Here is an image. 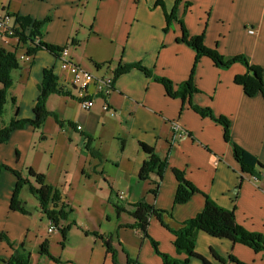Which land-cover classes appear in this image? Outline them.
Segmentation results:
<instances>
[{"label":"crops","instance_id":"0c3cea01","mask_svg":"<svg viewBox=\"0 0 264 264\" xmlns=\"http://www.w3.org/2000/svg\"><path fill=\"white\" fill-rule=\"evenodd\" d=\"M190 1L187 9L184 1L177 6V18L168 25L167 13L176 0H162L164 8L158 0H0V10L6 8L16 16L49 18L41 41L64 46L75 38L78 44L73 48L82 49L70 48V53L81 65L85 66L82 61L87 59L94 67L95 62L110 63L114 70L120 63L141 62L152 71V75H147L133 68L121 74L108 97L110 110H104V101L97 98L95 106L84 111L70 89L65 90H70L71 96L52 93L47 107L64 124L59 125L50 116L43 125L42 139L36 128L27 125L0 143V162L23 176L26 177L27 168L33 167L56 188L69 184L67 168L55 165V151L46 145L53 134L45 130L52 127L49 120L53 118L56 140L62 141L66 149L64 158L75 161V169L79 168L76 174L79 171L84 181L91 180L100 193H107L94 196L84 205L85 217L71 216L72 213L62 220L61 224L68 227L63 243L59 228L55 232L48 230L49 219L36 196H26L22 189L20 200L25 212L11 208L17 177L4 169L0 175V264H8L17 249L31 254L30 264H113L104 241L94 232L112 235L121 262L130 257L140 264H163L151 240L138 228L126 227L134 219L127 212L117 217L111 200L125 204L127 209L146 200L165 211L164 220L178 228L203 209L207 196L218 207L233 210L237 222L247 230L261 232L264 237V95L251 97L236 84L235 76L245 73L247 67L235 62L229 68H221L201 56L193 78L199 91L185 99L170 96L156 79L169 78L178 89L189 79L195 65L196 51L177 41L181 36L180 20L192 35L204 33L208 47L224 56H246L253 65L262 67L264 76V0ZM46 68H52L62 84L60 58L47 50H37L29 62L21 60L13 72L9 98H16L19 118L33 116ZM195 107H209L214 114L229 118L231 140L254 154L263 165L257 167L256 174L242 171L231 142L224 137V127ZM8 115L12 116V108ZM176 125L189 132L192 139L179 136ZM86 136L92 137L91 147L102 153L100 159L87 149ZM139 142L153 147L167 161L161 180L156 172H151L147 180L139 177L138 171L147 160ZM175 169L182 171L200 191L181 204H174L179 184ZM155 187L156 194L152 192ZM119 193L124 198L120 199ZM62 203L72 206L65 192L52 208L60 209ZM94 205L103 206V211H91ZM148 233L159 243L161 252L177 255L172 231L155 216L150 219ZM45 240L55 259L40 253ZM195 250L214 264H234L228 260L230 254L249 264H264V251L202 231L197 235ZM212 250L226 262L216 260ZM190 264L204 263L192 258Z\"/></svg>","mask_w":264,"mask_h":264},{"label":"trees","instance_id":"16d2710c","mask_svg":"<svg viewBox=\"0 0 264 264\" xmlns=\"http://www.w3.org/2000/svg\"><path fill=\"white\" fill-rule=\"evenodd\" d=\"M185 2V9L191 5L190 0H176L175 6H173L170 13H167V23L177 18L176 10L177 6L181 2ZM158 3L162 4V0H158ZM164 8V7H163ZM17 19L21 25V32H19L21 41L26 46V53L29 55H35L37 50H47L55 56H59L62 48L64 46H55L54 44H49L41 41L42 32L45 24L48 22L49 18L44 20L32 19L26 16L17 15ZM181 26V36L177 38V41L186 43L191 46L196 51V62L187 81L183 82L175 89V85L172 80L166 77L156 76V79L164 85L167 93L172 97H180L185 99L186 97H191L194 93L199 90L193 83L194 69L201 56H206L214 61L221 68H229L235 62L243 63L247 68L246 72L235 76L236 84L243 87L245 93L251 97L258 93L264 95V76L262 67L253 65L250 60L244 55H233L224 56L216 48L208 47L204 42L205 34L201 33L199 35H192L182 20L179 21ZM28 28L29 32L26 35L24 29ZM67 44L73 46L78 44V41L73 38ZM21 60L17 57L16 51H10L3 46H0V143H5L11 137V134L20 128H24L27 125H31L34 128L40 129L46 123L47 119L52 116L59 125L64 124V121L60 119L59 115L53 110H49L47 107V100L50 94H64L71 96L69 90H65L59 85L57 81V75H55L52 68H46L43 71V78L40 85V93L38 95L36 104L33 108V116L31 118H19V105L15 97H11L10 100L14 105V115L10 122L3 123V114L5 111L6 103L9 98L8 90L13 84V72L20 67ZM110 63L100 64L95 62L96 68H101L102 66H108ZM137 68L144 71L147 75H152V71L146 68L141 62L119 64L114 69L115 80L117 78L133 69ZM114 80V81H115ZM195 109L205 117H210L214 121L222 125L224 131V137L227 141L231 142L235 160L240 164L242 171L249 172L250 175L257 173V167L263 166L258 158L250 153L247 149L236 144L231 140L230 128L231 121L225 116H220L214 114L209 107H195ZM71 126L74 123L69 122ZM86 147L91 152V154L99 159L102 153L95 148L91 147L92 137L86 136ZM140 148L144 153L147 154V160L142 164L138 175L141 179L147 180L151 172H156L158 177L162 178L163 172H165L167 167V161L160 158L159 154L154 150L153 147L144 144V142H139ZM7 169V171L12 172L17 177V183L15 184L13 197L11 198L10 206L14 210H21L25 212V209L20 200V193L24 186H27L29 191L36 196L41 211L44 215L51 220V222L57 226L63 237V243L67 239L68 227L61 224L62 220L67 219L69 215L73 213V208L66 203H62L60 209L52 208V204L58 202L61 199V194L59 190L46 182V177L42 173H37L33 167L27 168V176H23L18 170L12 169L5 163L0 162V175L1 172ZM174 175L178 181V187L175 193L174 204H181L189 201L190 198L197 192H200L196 186H194L188 179L184 176L182 171L175 169ZM34 179V182L31 181ZM158 187V185H157ZM157 187H155L152 192L156 194ZM206 201L204 203L203 209L196 214V216L186 219L180 223L178 228H173L164 220L163 210L157 209L153 204L148 203L146 200H140L131 205V209H127L125 204L120 202L110 201L115 209L117 217L119 218L122 213L127 212L134 219L133 224H125L126 227L138 228L141 234L145 238H149L155 249L156 253L162 258L163 264H190L192 258H200L204 264H214L212 261L207 259L198 253L196 248L197 235L200 231L205 232L211 236L217 238H226L231 240L233 243H242L251 247L255 251H264V237L261 232L247 230L246 227L237 222L236 215L233 210L222 209L218 207V204L211 198L205 196ZM156 217L158 221L161 222L163 226L172 231L174 235V246L176 250V256L171 254L161 252L159 250V243L152 236L149 235V224L152 217ZM96 234V237L101 238L104 241L106 251L111 253L113 257V264H140L138 259L128 257L127 261L121 262L118 257V250L114 247L112 235L103 236L102 234ZM49 242L45 240L40 245V253L42 255H48L50 258L55 259L48 247ZM213 256L216 260L221 262H226V259L216 254L212 250ZM31 254L25 250L17 249L15 254L11 259L7 261L8 264H30ZM228 260L234 264H249L236 258L233 255L228 256Z\"/></svg>","mask_w":264,"mask_h":264},{"label":"built area","instance_id":"2783aa9c","mask_svg":"<svg viewBox=\"0 0 264 264\" xmlns=\"http://www.w3.org/2000/svg\"><path fill=\"white\" fill-rule=\"evenodd\" d=\"M21 25L15 14H12L8 9L3 8L0 10V46L7 47L11 46L10 51H15L18 47L24 46L25 44L21 41L19 32H21ZM252 34L255 32L253 28L249 30ZM29 29L25 28L24 33L28 34ZM16 46V47H15ZM71 44H66L59 54L60 68L63 74H60L61 85L64 89H70L75 94L80 106L84 111H88L95 106V100L97 98L104 101L103 109L110 110L111 107L108 102V97L113 92L114 85V70L107 71L105 74H95L89 69L85 68L78 62H75L70 53ZM34 55L22 53L19 57L20 60L29 62L33 59ZM69 90V91H70ZM176 131H179V136L182 138L192 139L189 132L178 125L174 127ZM120 198H124L123 193H119ZM50 232H55L58 227L55 226L51 220H49Z\"/></svg>","mask_w":264,"mask_h":264},{"label":"rangeland","instance_id":"374dc122","mask_svg":"<svg viewBox=\"0 0 264 264\" xmlns=\"http://www.w3.org/2000/svg\"><path fill=\"white\" fill-rule=\"evenodd\" d=\"M43 31H45V28H43ZM16 47V46H15ZM71 47L73 48L74 46L71 45ZM11 46L8 45L6 47V49L10 50ZM75 49V51H80L81 46L80 47H75L73 48ZM16 54L17 57L19 58L20 55L22 53H26L25 47L24 46H20L18 47L16 50ZM82 62H84L85 67L89 68V71L95 73V74H105L106 71H111L113 69H111V65L109 64L108 66H102L101 68H95L94 66H92V64L87 60L84 59ZM113 67V66H112ZM13 78V77H12ZM17 79V78H16ZM14 81V79H13ZM13 85V84H12ZM8 95L10 97L12 89L10 88L8 90ZM79 103V102H78ZM12 108V116L8 115V110ZM14 115V105L11 102L10 98H8L7 103H6V107H5V111L3 114V123H7L10 122L11 118ZM53 118H51V123L52 127L49 130H45V132H50L52 133V137H50L49 141L47 142V146L49 147L52 146L53 150L55 151L54 156V161H55V165H60L62 167H66L67 169V180L69 181V184H61V186L57 187V189L59 190L60 194L61 193H67L68 195V201L69 203L73 206L74 210H73V215L71 216H80L85 217L86 215V210L84 209V205H87L89 202V200L93 199L94 196L96 198L101 197V195L103 194H107L106 192H99V189L95 186V184H93V182L90 181H84V177L82 176V174L78 173L76 174L77 170H79V168L75 169V161L74 162H70L67 159L64 158L63 154L65 153L66 149L65 146L63 145V142L61 141L60 143L56 140L58 139V133L54 128V124H56L54 122V120H52ZM47 122V121H46ZM45 124V123H44ZM47 126V125H46ZM43 127H41L40 129L36 128L38 130V132L41 135L42 139V133L44 132V130L42 129ZM61 155V156H60ZM59 156V157H58ZM27 176V174H26ZM23 194H26V196H35L33 195L27 186L23 187L22 190ZM100 207H95L92 206L91 211L96 210L97 212H102L104 207L99 205Z\"/></svg>","mask_w":264,"mask_h":264},{"label":"bare ground","instance_id":"6f19581e","mask_svg":"<svg viewBox=\"0 0 264 264\" xmlns=\"http://www.w3.org/2000/svg\"><path fill=\"white\" fill-rule=\"evenodd\" d=\"M120 199H122V198H120Z\"/></svg>","mask_w":264,"mask_h":264}]
</instances>
